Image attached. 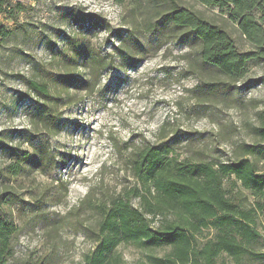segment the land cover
I'll use <instances>...</instances> for the list:
<instances>
[{
  "label": "rangeland",
  "instance_id": "374dc122",
  "mask_svg": "<svg viewBox=\"0 0 264 264\" xmlns=\"http://www.w3.org/2000/svg\"><path fill=\"white\" fill-rule=\"evenodd\" d=\"M11 1L26 5L18 22L0 14V24L17 27L12 40L0 48V192L6 191L0 212L18 227L12 236L14 262L84 264L95 243L83 224L93 227L96 219L81 211L78 216L75 209L91 189L95 199L130 189L134 184L128 170L131 148L145 141L157 142L166 121L172 124L169 134L172 130L186 134L185 141L176 145L180 158L229 159L237 143L253 141L250 129L256 123L255 112L264 109V62L251 66L246 78L226 95V104L202 106L187 92L200 79L199 74H186L190 70L187 45L167 39L160 46L163 39L147 28L153 15L149 0ZM179 1L219 21L216 8ZM71 13L80 19L94 15L101 24L94 26L89 19L73 23ZM229 29L240 48L248 49L237 28L230 24ZM120 35L123 40L133 35L130 40L135 43L127 49V62L135 60L134 67L120 66L115 49L122 43ZM73 36L113 59L114 66L103 72L95 90L74 86L63 92L54 114L58 133L35 130L30 113L36 98L25 79L36 75L55 78L62 71V59L72 55L66 37ZM85 71L89 73L80 66L74 73L87 79ZM52 85L54 99L60 87ZM30 136L34 138L27 142ZM42 144H48L55 157L46 172L25 165L18 175L9 172V165L17 163L10 147H17L20 154ZM261 166L264 169V161ZM258 228L264 251L263 214ZM214 233L207 229L200 238ZM169 251V247L142 249L124 243L116 253L126 264H150V256L165 257ZM217 264L234 263L224 254Z\"/></svg>",
  "mask_w": 264,
  "mask_h": 264
},
{
  "label": "trees",
  "instance_id": "16d2710c",
  "mask_svg": "<svg viewBox=\"0 0 264 264\" xmlns=\"http://www.w3.org/2000/svg\"><path fill=\"white\" fill-rule=\"evenodd\" d=\"M193 1L208 9L216 8L219 21L181 5L179 0H149L153 15L147 28L151 35L163 39L160 46L167 39H176L189 48L186 60L190 70L186 74L200 77L193 88L187 89L191 99L202 106L226 104V95L246 78L251 66L264 62V0ZM25 7L20 1L0 0V14L14 22H18ZM70 17L73 23L89 19L94 26L101 24L94 15L80 19L71 13ZM230 24L246 39L248 49L240 48ZM15 30L0 24V48L12 40ZM118 37L122 43L115 49L121 57L120 66L134 67L135 60L127 62V49H133L135 43L130 40L133 35L124 40ZM66 38L72 55L62 59V71L52 79L44 75L25 79L36 98L30 120L38 131L58 133L54 114L63 92L74 86L95 90L103 72L114 66L113 59L100 55L90 44L79 43L74 36ZM80 66L89 70L84 75L87 79L74 73ZM52 82L60 87L55 89L54 99ZM255 115L256 123L250 129L253 141L237 143L229 159L180 158L176 145L185 141L186 134L180 130L169 134L170 121L160 127L157 142L145 141L132 147L128 170L134 184L130 189L98 199L91 189L75 209L78 216L81 211L96 219L93 227L83 224L88 238L95 243L94 250L85 255L84 264H126L116 253L124 243L142 249L170 248L165 257L150 256V264H217L224 254L234 264H264L263 233L258 228L260 215H264V109ZM33 138L25 140L31 142ZM9 150L17 159L8 167L12 175L20 174L22 165L46 172L55 160L48 144L20 154L17 147ZM5 192H0V200ZM207 229H214V235L201 239ZM17 232V225L0 212V264H20L14 262L12 242Z\"/></svg>",
  "mask_w": 264,
  "mask_h": 264
}]
</instances>
